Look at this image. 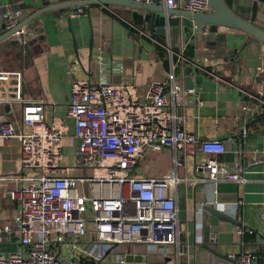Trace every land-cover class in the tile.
Returning <instances> with one entry per match:
<instances>
[{"label":"crops","instance_id":"crops-1","mask_svg":"<svg viewBox=\"0 0 264 264\" xmlns=\"http://www.w3.org/2000/svg\"><path fill=\"white\" fill-rule=\"evenodd\" d=\"M226 2L237 13L244 12L235 0ZM159 3L164 6L163 0ZM77 8L82 12L69 17ZM15 10L22 13L20 21L38 13L21 29L31 57L24 62L11 55L17 42L13 33L0 40V68L23 67L24 91L30 96L46 89L48 117L65 118L76 80L131 83L139 98L150 81L158 80L164 86L165 110L175 115L177 124L200 139L225 144V151L211 155L221 170L218 180L209 176L208 169L195 170L208 157L199 147L192 155L175 153L171 147L143 148L134 175L181 178L176 186L178 215L184 226L181 249L177 254L173 246L168 253L167 245L126 244L117 247V259L139 253L155 264H206V251L200 246V208L209 204L229 217L221 220L214 247L233 253L235 264L245 251L253 253L254 264H264V69H259L263 44L241 30L217 26L211 32L210 27L186 17L166 27L165 34L151 36L143 25L132 23L127 6L99 0H0V34L7 31L4 15ZM256 19L264 24V19ZM65 121L62 162L67 164L66 144L75 155L78 139L73 119ZM27 128L17 108L0 104V134L8 136L0 139V252L19 247L15 233L19 203L9 191L19 186V177L25 174L20 164L21 142L14 134ZM72 158L68 163L76 165ZM233 171L243 177L241 182L224 179L226 172ZM200 177L202 181H195ZM74 249V245H63L58 254L68 264H95L73 256ZM115 263L108 256L101 264Z\"/></svg>","mask_w":264,"mask_h":264},{"label":"built area","instance_id":"built-area-1","mask_svg":"<svg viewBox=\"0 0 264 264\" xmlns=\"http://www.w3.org/2000/svg\"><path fill=\"white\" fill-rule=\"evenodd\" d=\"M163 2L166 8L191 12L208 9L207 0ZM81 12L82 8L71 10L69 17ZM21 17L20 10L7 12L5 28L15 27ZM13 35L17 42L11 55L30 60L23 35ZM261 62L259 69L263 70L264 56ZM204 70L221 79L212 70ZM24 73L23 67L0 68V104L17 108L28 127L14 134L21 142L20 164L25 174L19 177V186L9 191L19 203L15 216L19 247L0 252V264H68L58 250L70 244L75 246L73 256L95 264L105 262L108 256L112 262L124 263V256L117 259L116 249L126 244L169 245L179 254L184 226L179 220L176 186L181 178L134 175L137 159L145 147H171L175 153L189 155L199 147L208 157L195 170L208 169L209 176L218 180L221 170L211 155L225 151V144L218 139H200L177 124L175 115L165 110L161 81H150L144 97L139 98L131 83L76 80L65 118L74 121L75 155L81 161L68 166L62 162L65 118L46 115L50 100L45 88L36 97L25 93ZM6 137L0 134V139ZM224 179L241 182L243 177L233 171L226 172ZM226 255L234 258L231 252ZM254 262L253 253L245 251L236 264Z\"/></svg>","mask_w":264,"mask_h":264},{"label":"water","instance_id":"water-1","mask_svg":"<svg viewBox=\"0 0 264 264\" xmlns=\"http://www.w3.org/2000/svg\"><path fill=\"white\" fill-rule=\"evenodd\" d=\"M102 3H115L129 8L132 23L143 25L151 36L154 33L165 34V28L179 24L180 17L193 20L199 26L210 27L211 32L217 26L231 27L241 30L253 38L259 40L264 46V24L257 22V17L264 19V0H235L241 5L244 12L234 11L226 0H207L208 9L204 12H191L166 8L160 5V0L143 2L134 0H99ZM38 13L26 20L20 21L12 29L0 34V40L15 32L21 33L22 27ZM3 26V25H2ZM202 224L200 246L206 251V264H235V258H229L214 247L218 244L221 220H229V217L212 205L205 204L200 208ZM115 264H155L145 261V256L139 253H128L124 257V263Z\"/></svg>","mask_w":264,"mask_h":264},{"label":"rangeland","instance_id":"rangeland-1","mask_svg":"<svg viewBox=\"0 0 264 264\" xmlns=\"http://www.w3.org/2000/svg\"><path fill=\"white\" fill-rule=\"evenodd\" d=\"M73 147L72 146H70L69 144H66V148H65V151H64V153H65V162H67V164L66 165H68V166H70L71 164L70 163H68V161H69V159L71 158V157H73L72 159H75V160H77V162H80L81 161V159L80 158H78L76 155H74L73 154ZM167 248H165V252H170V251H172V248L170 247V246H166Z\"/></svg>","mask_w":264,"mask_h":264},{"label":"trees","instance_id":"trees-1","mask_svg":"<svg viewBox=\"0 0 264 264\" xmlns=\"http://www.w3.org/2000/svg\"><path fill=\"white\" fill-rule=\"evenodd\" d=\"M190 49H192V46H190Z\"/></svg>","mask_w":264,"mask_h":264}]
</instances>
